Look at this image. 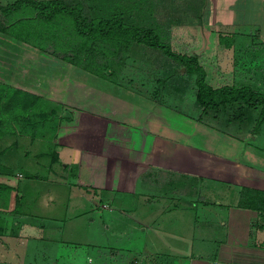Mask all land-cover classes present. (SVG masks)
Here are the masks:
<instances>
[{
  "label": "crops",
  "instance_id": "0c3cea01",
  "mask_svg": "<svg viewBox=\"0 0 264 264\" xmlns=\"http://www.w3.org/2000/svg\"><path fill=\"white\" fill-rule=\"evenodd\" d=\"M210 2L212 27L227 26L236 38L264 37V0ZM252 60L259 63L258 57ZM83 77L79 82L73 78L58 83V98L80 112L95 115L94 124L84 140L76 131H60L51 139L53 149L38 151L49 153L47 169L55 176L49 181L65 190L61 201L54 196L57 190H49L47 200H41L45 207L46 201L60 204L61 211L37 213L39 225L49 232L38 238H50L49 246L56 249L60 243H91L85 256L98 262L105 254L116 261L122 256L130 264L248 262L242 259L264 240V209L239 201L244 185L264 190V123L252 131L251 120L234 117L225 119L228 128L220 130L200 118L199 111L186 112L178 105L161 102L145 88H130L120 80L96 74ZM77 91L84 94L82 100L76 98ZM132 109H139V115L133 116ZM116 110L121 111V117L113 115ZM211 131L216 132L214 147L205 140ZM63 147L78 150L74 172L66 169L68 161L59 163L57 154ZM30 178L21 181V201H26L24 195L28 197V189L33 187ZM208 190L216 196L207 195ZM10 205L0 204L7 224L19 216L27 224L24 218L29 212L17 205L7 209ZM68 222L72 227V222L83 223L80 228L88 238L60 237L58 233L67 230ZM9 237L19 240L16 233ZM213 239L219 244L210 256L208 244ZM239 250L247 253L240 255Z\"/></svg>",
  "mask_w": 264,
  "mask_h": 264
},
{
  "label": "rangeland",
  "instance_id": "374dc122",
  "mask_svg": "<svg viewBox=\"0 0 264 264\" xmlns=\"http://www.w3.org/2000/svg\"><path fill=\"white\" fill-rule=\"evenodd\" d=\"M8 1L10 0H0V3L4 4ZM210 1L84 0L89 16L117 12L125 21L153 28L175 51L195 55L204 68L205 79L213 86L224 83L231 85L249 83L255 88L264 89V64H261L264 62V55H262L264 53L260 48V37L258 34L257 36L252 34L251 37L241 35V38H236L235 32L227 26L212 27L214 16ZM261 38L264 40V37ZM122 45L118 42L116 46V54L124 53V58L120 72L114 81L120 80L130 88H145L147 93L153 95L155 99L172 103L174 106L178 105L186 112L199 111L198 115L202 113L200 118L213 122L220 130L228 128L226 116L233 114L231 119L246 118L254 125L260 104L244 106L241 109L238 101H231L225 106L201 111L194 96L195 73L187 72L183 61L167 55L161 48L151 46L144 41L132 40L128 48H125L126 50H123ZM255 57H258L260 64L252 60ZM90 74L101 76L65 60L50 50L41 49L0 30V96L5 100L8 95L11 97L15 94V91L20 93L19 97L15 100L12 98V102L8 103L10 105L8 108L0 107L2 119L0 124V204L11 203V207L7 209L17 205L19 210L29 212L28 218H24L28 220L27 224L24 225L25 222L20 221L19 216L16 222L12 220L10 227V224H7L8 221L4 219L6 215L0 210V264H85L83 262L130 264L129 260L124 261L122 256L116 261V257H108L105 254L101 259L98 258L99 262L96 261L97 258L94 260L91 256H85L86 249L87 247L90 249L91 243H83L85 250H83V244L77 241L71 244L60 243L56 249L49 246L50 238H45L46 240L38 238L48 236L49 232L39 225L37 213H51V210L55 209L61 211L60 204L51 205L46 201L45 207L41 206L43 204L41 200H47V192L57 190L54 196L61 201L60 197L65 191L64 188H57L59 184L49 181L53 179L50 176H54L48 171L46 165L49 153H38V151L48 147L53 149L54 142L51 139L60 131H76L78 138L84 140L87 129L94 124L95 120V115L86 111L75 110L76 115L72 114L73 111L67 115L69 112L64 110L63 101L58 98L61 89L58 83L73 78V81L79 78L84 79L83 76ZM76 94L77 99L78 97L80 100L83 99L84 94L79 91ZM110 101L112 99H109ZM132 110L130 112L133 116L139 115V109ZM113 115L121 117L122 113L116 110ZM215 133L211 131L209 138H205L210 147L215 146ZM6 137L7 144H5ZM219 146L222 145L219 143ZM72 149L67 151L68 149L63 147L57 154L59 163L68 161L66 169L68 168L70 172H74L73 168L77 167L76 158H78V150L76 147ZM60 156L64 158L61 159ZM26 177H31L29 186L33 185V187L28 189V197L24 195L26 201H21L19 197L21 181ZM206 192H208L207 195L216 196L214 192L209 190ZM17 193L18 196L15 195ZM228 195L232 193L228 191ZM199 222L202 224L203 221ZM74 224L72 222V227L68 222L67 230H62V234L57 231L58 235L62 238L65 236L86 238L87 236L80 228L83 227V223L75 224L76 227ZM71 228H73L72 233H70ZM6 229L8 232L5 231ZM15 233L18 235V241H16L17 237H9ZM263 241L257 244L258 246L253 245L252 253L242 259L248 262L244 261L240 264H260V261L264 259ZM218 244L215 239L209 242L210 256H213L212 252L216 250ZM237 252L240 255L247 253L246 250Z\"/></svg>",
  "mask_w": 264,
  "mask_h": 264
},
{
  "label": "trees",
  "instance_id": "16d2710c",
  "mask_svg": "<svg viewBox=\"0 0 264 264\" xmlns=\"http://www.w3.org/2000/svg\"><path fill=\"white\" fill-rule=\"evenodd\" d=\"M86 9L84 0H10L0 3V30L36 47L50 50L111 81L116 80L124 58V53L116 54L117 43H122L123 50H126L132 40L144 41L180 59L186 65L187 72L195 73L194 96L201 111L225 106L231 101H238L241 109L260 104L253 128L257 129L264 123V89L255 88L249 83L213 86L205 79L204 68L195 55L175 51L150 26L125 21L121 14L114 11L89 16ZM19 96L20 93L16 91L5 100L0 96V107L8 108L12 98L15 100ZM62 105L69 113L79 110L65 103ZM232 116L234 114L226 117L230 119ZM241 195L239 202L243 205L264 209L263 189L244 185ZM82 247L85 250L84 245Z\"/></svg>",
  "mask_w": 264,
  "mask_h": 264
}]
</instances>
